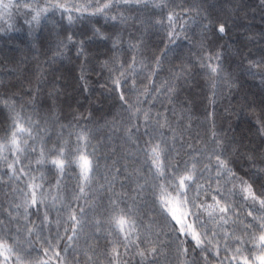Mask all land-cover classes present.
<instances>
[{"label":"snow or ice","instance_id":"obj_1","mask_svg":"<svg viewBox=\"0 0 264 264\" xmlns=\"http://www.w3.org/2000/svg\"><path fill=\"white\" fill-rule=\"evenodd\" d=\"M260 7L264 19V0ZM217 8L207 0H0V40L12 41L22 20L34 56L45 44L60 58L72 49L94 55L117 102L101 124L83 112L62 115L55 88L44 99L31 80L26 90L0 86V264H264V140L237 168L235 140L214 122L194 126L180 99L179 82L196 65L213 104L236 84L217 44L228 28ZM97 18L110 27H96ZM193 28L198 42L188 37ZM151 32L163 33L159 55L146 41ZM182 37L189 56L157 84ZM98 41L110 47L93 49ZM258 55L237 68L264 84V47ZM259 108L264 136V96ZM36 244L49 259L38 258Z\"/></svg>","mask_w":264,"mask_h":264},{"label":"trees","instance_id":"obj_2","mask_svg":"<svg viewBox=\"0 0 264 264\" xmlns=\"http://www.w3.org/2000/svg\"><path fill=\"white\" fill-rule=\"evenodd\" d=\"M207 4L223 5L222 10L217 8L213 11V15L218 16L221 21H226L228 25L227 34L219 39L217 44L223 46L224 63L234 73L236 84L230 90L222 86L223 95L216 98L213 104L212 89L205 75L206 70L196 65L191 68L187 82H179L180 99L190 107L194 126L200 127L203 131L204 128L211 127L214 122L218 131L222 130L227 133L230 140H235L238 154L234 158L237 168H240L245 163L243 155L258 148L264 140V136L259 133L261 115L259 101L264 96V84L261 83L260 76H248L242 69L237 68V65L241 63L242 57L260 58L258 54L264 47L260 43L261 33L264 32V19H262L260 0H207ZM97 20L96 27H110L105 24L103 18ZM22 26L21 20L17 24L20 30L13 33L12 41L5 43L4 40H0V86L7 84L18 89L22 85L26 90L29 87L27 81L31 80L33 88L40 84L41 97L44 99H47L48 93L53 88L58 91V104L63 110L62 115L70 118L71 114L83 112L91 114L93 119L101 124L105 119L110 120L115 114L114 106L117 102L108 88L101 86L106 81L107 73L103 78L101 77L100 64L94 55L77 57L75 49H72L66 52L67 58H60L56 56L54 46L49 47L45 44L34 56L35 50L30 47ZM76 28H81V24H77ZM162 36L163 33L151 32L146 37L150 50L156 55L160 52L154 46L160 44ZM188 37L193 42H198L200 39L198 29L193 28L188 33ZM178 43L180 47L175 54L169 56L168 62L164 65L165 71L157 79V84L167 78L169 67H178L181 61L189 56L185 38L182 37ZM91 47L102 51L110 45L98 41ZM197 50L193 49V51ZM213 50L217 48L214 46ZM237 50L241 53L240 56L235 55ZM247 63V60H244L243 67H247ZM253 101L256 103L254 111L248 108ZM147 106L146 104L145 107ZM156 107L158 108L159 105ZM119 143L118 140L113 141V147L117 152L114 158L117 159L120 151ZM64 243L66 242L61 243V248L64 247ZM35 248L39 252V259H49L43 255L40 244H36ZM32 257L36 258L37 252H33ZM69 258H71V249H69ZM132 259L135 264V260L139 258ZM51 264H56L55 258H52Z\"/></svg>","mask_w":264,"mask_h":264}]
</instances>
